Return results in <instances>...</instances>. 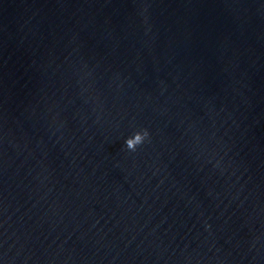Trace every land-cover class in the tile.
<instances>
[{"label": "clouds", "instance_id": "obj_1", "mask_svg": "<svg viewBox=\"0 0 264 264\" xmlns=\"http://www.w3.org/2000/svg\"><path fill=\"white\" fill-rule=\"evenodd\" d=\"M149 137L147 129L136 131L132 136L126 139L125 144L129 151H136L137 147L144 143Z\"/></svg>", "mask_w": 264, "mask_h": 264}]
</instances>
